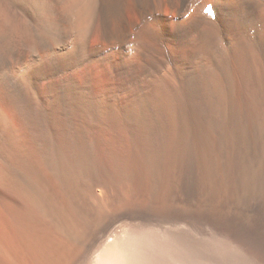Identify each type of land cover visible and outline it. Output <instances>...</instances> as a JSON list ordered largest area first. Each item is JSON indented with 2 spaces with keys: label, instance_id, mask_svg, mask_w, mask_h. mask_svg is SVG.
Wrapping results in <instances>:
<instances>
[{
  "label": "bare ground",
  "instance_id": "6f19581e",
  "mask_svg": "<svg viewBox=\"0 0 264 264\" xmlns=\"http://www.w3.org/2000/svg\"><path fill=\"white\" fill-rule=\"evenodd\" d=\"M194 225L264 264V0H0V264Z\"/></svg>",
  "mask_w": 264,
  "mask_h": 264
},
{
  "label": "rangeland",
  "instance_id": "374dc122",
  "mask_svg": "<svg viewBox=\"0 0 264 264\" xmlns=\"http://www.w3.org/2000/svg\"><path fill=\"white\" fill-rule=\"evenodd\" d=\"M184 230L185 229L181 231L175 230L176 232L171 231L169 234L165 235V237H162V235L158 233L152 234L153 237H151L152 240L154 239V244L156 239L159 238V241L163 242L164 240V242L161 243L167 245V249L169 248L167 255H170L168 259H166V262L170 264H252L239 257L230 244H227L221 237L217 236L206 226L194 225L193 228L186 229L187 231ZM121 231L122 229L118 228L117 235H124ZM159 241L157 240L154 246H159ZM112 242L113 241L110 240L107 243ZM142 248L147 249V247ZM167 255L164 258H166ZM94 258H96V256H94Z\"/></svg>",
  "mask_w": 264,
  "mask_h": 264
},
{
  "label": "snow or ice",
  "instance_id": "6c2138e0",
  "mask_svg": "<svg viewBox=\"0 0 264 264\" xmlns=\"http://www.w3.org/2000/svg\"><path fill=\"white\" fill-rule=\"evenodd\" d=\"M205 11L208 12V13H211L212 9H211V7H208V8L205 9Z\"/></svg>",
  "mask_w": 264,
  "mask_h": 264
}]
</instances>
